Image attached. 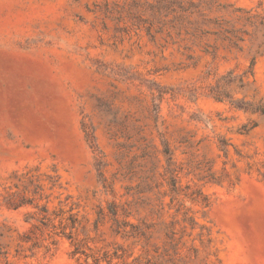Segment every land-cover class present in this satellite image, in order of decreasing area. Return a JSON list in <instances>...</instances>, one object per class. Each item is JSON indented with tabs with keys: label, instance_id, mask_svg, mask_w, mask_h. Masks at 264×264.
Returning <instances> with one entry per match:
<instances>
[{
	"label": "rangeland",
	"instance_id": "1",
	"mask_svg": "<svg viewBox=\"0 0 264 264\" xmlns=\"http://www.w3.org/2000/svg\"><path fill=\"white\" fill-rule=\"evenodd\" d=\"M0 264H264V0H0Z\"/></svg>",
	"mask_w": 264,
	"mask_h": 264
}]
</instances>
